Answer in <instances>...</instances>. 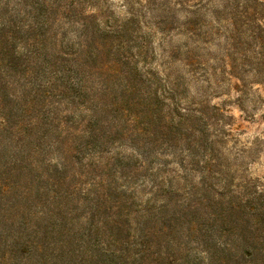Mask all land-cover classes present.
<instances>
[{
  "label": "rangeland",
  "instance_id": "1",
  "mask_svg": "<svg viewBox=\"0 0 264 264\" xmlns=\"http://www.w3.org/2000/svg\"><path fill=\"white\" fill-rule=\"evenodd\" d=\"M256 1L85 4H96L108 29L125 27L127 32L119 38L123 51L133 60L137 51L141 53L138 62L145 61L138 68L157 89L164 116L176 121L183 109L186 114L206 110L212 129L205 136V154L213 156L214 173L202 179L167 155L181 151L186 155L180 149L182 141L165 155L147 145L148 153L137 159L146 162L139 177L125 186L117 167L114 189L103 202L93 186L97 180L88 174L91 151L68 157L58 134L49 131L41 136V129L37 136H25L30 143L27 139L17 150L10 140L0 141V177L18 164L30 178L24 200H15L12 194L0 197V264H77L81 258L89 260L87 264H140L146 232L161 226L179 245L166 249L177 255L175 264H264V0ZM31 2L36 0L27 1ZM6 3L15 13V0ZM77 28L62 25L66 35L60 48L66 53L77 49L81 34ZM41 47L37 57L47 67L55 52L47 41ZM42 73L40 69L33 77V87L45 81ZM70 74L73 81L80 78ZM21 85L20 81L14 87L19 97L28 90ZM50 99L56 120L63 118L65 99L59 104L55 97ZM18 105L13 113L19 112ZM212 108L220 111L214 114ZM45 118L50 121V112ZM34 147L37 151L32 152ZM116 154L112 150L109 156ZM132 164L128 162L126 169ZM122 194L130 205L120 232L118 226L108 225L115 220L113 200Z\"/></svg>",
  "mask_w": 264,
  "mask_h": 264
},
{
  "label": "trees",
  "instance_id": "2",
  "mask_svg": "<svg viewBox=\"0 0 264 264\" xmlns=\"http://www.w3.org/2000/svg\"><path fill=\"white\" fill-rule=\"evenodd\" d=\"M8 1L0 0V141L10 140L17 150L25 147L24 143L29 140L25 136H37L41 129V136H46L49 131L58 134L63 152L68 157L91 151L87 154L88 174L93 176V181L97 180L93 186L99 190L97 193L103 202L114 189L117 167H120L119 179L125 186L139 177L140 168L144 170L146 162L137 159L139 155L148 153L150 148L147 145L163 151L162 155H165L168 149H174L182 141L184 146L180 149H185L186 155H181L183 151L179 155L172 154L174 152L167 155H171L181 168L187 165L190 171L202 175V179L214 173L213 156H206L204 146L205 136L212 129L210 116L204 108L195 110L194 114H186L183 109L176 121L173 116L162 114L157 89L152 88L148 74L138 68V63L145 61L138 62L141 53L137 51V58L133 60L123 51L119 38L127 32L125 27L111 30L102 25V13L94 8L96 4L85 6L89 0H36L31 4L27 3L28 0H15L13 11L16 14L6 6ZM245 18L247 21L248 14ZM65 23L78 25L81 32L73 53L60 48L66 35L62 30ZM44 41L49 42L55 52L47 67L37 57ZM40 69L45 81L33 87L32 79L38 77ZM70 72L80 78L73 81ZM20 81L21 86L28 90L19 97L14 87ZM10 88L13 94H9ZM51 97H55L57 104L65 99L67 112L63 118L58 117L59 120H56L55 103ZM14 104H19L18 113H13ZM47 107L50 110L47 111ZM212 109L214 114L220 111ZM47 112L51 114L50 121L45 118ZM123 149H129L132 155L121 154ZM112 150H117V154L109 156ZM35 151L37 148L34 147L32 152ZM103 156L105 160L102 162ZM146 157L143 155V159ZM128 162L133 164L126 169ZM28 165L32 170V163ZM107 168L110 172L104 178L103 172ZM27 180L30 178H26L23 166L11 165L0 177V197L7 194L11 198L12 194L15 200L17 197L24 200L30 189ZM113 205L116 208L115 220L108 226H118L123 232L122 223L128 218L124 210H128L130 204L122 194L115 197ZM164 229L161 226L146 232V240L141 245L140 264L178 262L177 255L166 250L170 244L178 245L174 242L176 237H171ZM35 245L36 248L38 243ZM87 262L90 261L81 258L77 264Z\"/></svg>",
  "mask_w": 264,
  "mask_h": 264
}]
</instances>
